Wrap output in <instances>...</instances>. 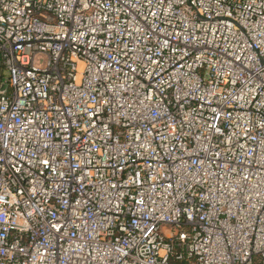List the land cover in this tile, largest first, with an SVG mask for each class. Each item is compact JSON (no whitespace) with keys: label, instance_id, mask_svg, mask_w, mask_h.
<instances>
[{"label":"built area","instance_id":"obj_1","mask_svg":"<svg viewBox=\"0 0 264 264\" xmlns=\"http://www.w3.org/2000/svg\"><path fill=\"white\" fill-rule=\"evenodd\" d=\"M0 264H264V0H0Z\"/></svg>","mask_w":264,"mask_h":264},{"label":"water","instance_id":"obj_2","mask_svg":"<svg viewBox=\"0 0 264 264\" xmlns=\"http://www.w3.org/2000/svg\"><path fill=\"white\" fill-rule=\"evenodd\" d=\"M3 89H4V85L1 87V90L0 91H3Z\"/></svg>","mask_w":264,"mask_h":264}]
</instances>
